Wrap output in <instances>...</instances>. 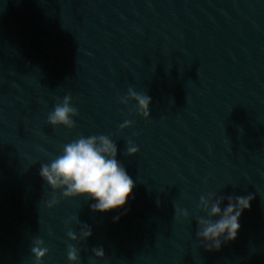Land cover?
Here are the masks:
<instances>
[{
  "label": "water",
  "instance_id": "95a60500",
  "mask_svg": "<svg viewBox=\"0 0 264 264\" xmlns=\"http://www.w3.org/2000/svg\"><path fill=\"white\" fill-rule=\"evenodd\" d=\"M129 88L152 98L148 118ZM68 94L75 127L51 125ZM81 135L117 144L124 207L93 211L41 177ZM210 194L254 197L212 251L196 219ZM74 217L91 237L71 240ZM37 238L43 264H73L69 244L77 264H264V0H0V264H35Z\"/></svg>",
  "mask_w": 264,
  "mask_h": 264
},
{
  "label": "clouds",
  "instance_id": "9594fccd",
  "mask_svg": "<svg viewBox=\"0 0 264 264\" xmlns=\"http://www.w3.org/2000/svg\"><path fill=\"white\" fill-rule=\"evenodd\" d=\"M122 102L127 104L130 100L137 102V111L145 118L151 115L150 104L152 98L146 93H138L129 88L128 95L122 97ZM79 115L78 109L72 106L71 94L63 98L62 103H57L54 110L48 115L51 125H65L68 128L75 127L73 116ZM133 121L126 120L120 125L121 129L131 127ZM139 148L128 141L127 154L135 155ZM117 144L107 135H81L77 139L63 146L62 154L56 156L50 163H43L40 167L41 177L54 190H63L64 197H77L87 195L95 203L91 204L93 211L107 212L124 207L127 204L135 187V182L128 174L125 167L117 159ZM201 197V208L207 213V217L197 216L199 229L197 236L201 244L207 250H219L223 243L237 238L241 227L239 221L243 212L251 208L254 198L248 196H217L215 199ZM228 200L226 207L222 208L224 200ZM59 198L53 196L48 201V207L58 204ZM186 209H177L176 218L189 217ZM219 217V219H213ZM119 216L114 220H119ZM82 224L79 235L69 230L67 235L74 241L88 239L93 235L92 228L82 223L79 218H73ZM31 251L35 256V264H43V258L49 253V248L42 238L34 240ZM96 257H105L103 247L93 248ZM68 259L77 264L80 260V249L75 245H68Z\"/></svg>",
  "mask_w": 264,
  "mask_h": 264
}]
</instances>
